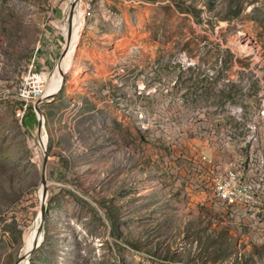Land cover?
I'll return each instance as SVG.
<instances>
[{
    "label": "rangeland",
    "instance_id": "1",
    "mask_svg": "<svg viewBox=\"0 0 264 264\" xmlns=\"http://www.w3.org/2000/svg\"><path fill=\"white\" fill-rule=\"evenodd\" d=\"M73 1L0 0V264L37 225L46 155L30 264H264L263 182L256 208L213 187L264 173V0H77L69 68L38 64ZM34 59L46 93L65 84L21 118Z\"/></svg>",
    "mask_w": 264,
    "mask_h": 264
},
{
    "label": "built area",
    "instance_id": "2",
    "mask_svg": "<svg viewBox=\"0 0 264 264\" xmlns=\"http://www.w3.org/2000/svg\"><path fill=\"white\" fill-rule=\"evenodd\" d=\"M40 47L36 48L38 52ZM34 62L30 66L29 72L25 78V86L18 97L21 101V107L18 111L20 117H24L30 104L36 103L46 95V77L35 71ZM213 187L217 196L219 194H228V201L240 203V197H253V203H260L258 189L248 181H242L241 176L235 170L229 171L225 175H217L213 179Z\"/></svg>",
    "mask_w": 264,
    "mask_h": 264
},
{
    "label": "bare ground",
    "instance_id": "3",
    "mask_svg": "<svg viewBox=\"0 0 264 264\" xmlns=\"http://www.w3.org/2000/svg\"><path fill=\"white\" fill-rule=\"evenodd\" d=\"M84 16H85V9L78 2L76 5V8H75L74 16H73L72 38H71L70 48H69V51H68L67 55L65 56V58L62 62V65L60 67L61 69H62V67H63V69L65 68V71L67 68H69V66L66 68V66H67L66 64L68 61H70L72 59L75 48L79 42L80 35L82 34L81 30H82L83 25H84ZM69 28H70L69 21H68V18H66L64 20V24L62 25V29L64 31L63 33L65 34V36L68 35ZM60 68H59V70H60ZM59 70L53 76L51 83H50V86H49V87H51V89H53L52 92L57 90L62 84L63 76L59 72ZM21 90L22 89H20V92H21ZM52 92L49 91L46 94H51ZM46 144H47L46 138H45V136H42V145L46 146ZM218 198H220L221 200L228 201V194H219ZM238 204L245 205L246 207L256 208V207H259L260 203H253V197H240V203H238ZM40 225H41V215H39L36 227L33 229V231L30 233V235L27 238L24 255L22 256V258L18 262V264H30L29 257L27 255L29 254L30 250L32 249L35 239L38 237V230H39ZM39 239H40V241H42V239H43L42 233H41Z\"/></svg>",
    "mask_w": 264,
    "mask_h": 264
},
{
    "label": "water",
    "instance_id": "4",
    "mask_svg": "<svg viewBox=\"0 0 264 264\" xmlns=\"http://www.w3.org/2000/svg\"><path fill=\"white\" fill-rule=\"evenodd\" d=\"M76 5H77V0H74L72 2V5H71L70 11H69L68 21H69L70 28H69L68 35L65 38L66 39V47H65L64 51L62 52L60 62L58 63V68L61 67L62 62H63V60H64L65 56L67 55L69 48H70L71 38H72V22H73V16H74ZM60 71L62 72L61 68H60ZM64 84H65V78L63 77L62 84H61L59 90L55 93L47 94L43 98L39 99L36 102V109H38L39 105L41 103H43L46 99L54 97L59 91H61ZM42 128H43V122L41 121L39 124V138H40L41 142H42ZM47 163H48V156L46 155L43 173H42L44 189H43V195H42V200H41V225H40L39 230H38V237L35 239L34 245H33L32 249L30 250L29 254L27 255L28 257H30L31 254L34 252V250L40 246L41 241H40L39 237L42 233L43 227H44L45 222H46V200H47V195H48L47 180H46Z\"/></svg>",
    "mask_w": 264,
    "mask_h": 264
},
{
    "label": "crops",
    "instance_id": "5",
    "mask_svg": "<svg viewBox=\"0 0 264 264\" xmlns=\"http://www.w3.org/2000/svg\"><path fill=\"white\" fill-rule=\"evenodd\" d=\"M47 39H45L43 46L42 58L39 56L37 59L38 64H50L56 61L58 63L59 56L62 55L63 49L61 48V37L56 33H46L45 35ZM46 66H42L41 68H45ZM253 168L248 169L247 171L240 172L241 176L248 181L253 186L259 187L260 191V181L263 182L262 186L264 188V173H260V163L254 164L252 163ZM255 168V169H254ZM260 193V192H259Z\"/></svg>",
    "mask_w": 264,
    "mask_h": 264
}]
</instances>
